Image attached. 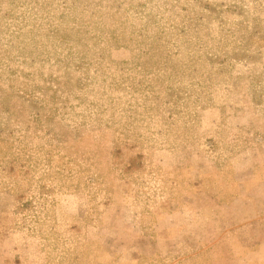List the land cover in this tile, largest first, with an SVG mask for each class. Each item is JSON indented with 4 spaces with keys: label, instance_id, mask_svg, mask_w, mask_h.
Wrapping results in <instances>:
<instances>
[{
    "label": "rangeland",
    "instance_id": "1",
    "mask_svg": "<svg viewBox=\"0 0 264 264\" xmlns=\"http://www.w3.org/2000/svg\"><path fill=\"white\" fill-rule=\"evenodd\" d=\"M220 199L254 223L200 254L172 214ZM263 239L264 0H0V264H264Z\"/></svg>",
    "mask_w": 264,
    "mask_h": 264
},
{
    "label": "crops",
    "instance_id": "2",
    "mask_svg": "<svg viewBox=\"0 0 264 264\" xmlns=\"http://www.w3.org/2000/svg\"><path fill=\"white\" fill-rule=\"evenodd\" d=\"M236 201H222L220 199L217 202H213V204H209L207 207H194V206H185L184 209H181L180 211H176L172 215H181L183 214V218L185 223H178L177 226L178 229L181 232H184L185 235H191L194 237V239L199 243V246L201 247V253H205L208 248L212 245V247H215L217 243L223 242L224 238L226 241L228 240H233V242L240 240V235L236 234L233 235V238L230 237L229 235H226L225 231L230 228H236L238 225L243 224V223H254L253 220L254 218L247 220V221H242V219H237L236 217H233V220L227 219L224 215L217 214V215H207L208 212H205V210L210 211L213 208H225L228 207H234L236 206ZM230 218V217H229ZM191 222L192 224L190 227L188 223ZM221 222V224H220ZM250 228V227H249ZM225 236L223 238V235ZM231 236V234H230ZM252 240V238H249V235L247 236L246 240ZM258 239L254 238L253 240ZM264 241V239H263ZM238 250L234 249L233 255H230V258L227 259H222V260H212L210 264H255L256 261V254L252 250H247L243 251L241 254H235L234 252H237ZM261 251L257 252L258 253ZM263 256V255H261ZM253 259V261H251Z\"/></svg>",
    "mask_w": 264,
    "mask_h": 264
}]
</instances>
